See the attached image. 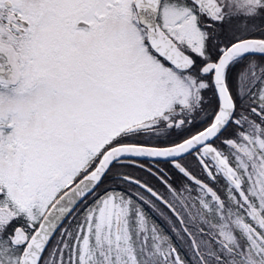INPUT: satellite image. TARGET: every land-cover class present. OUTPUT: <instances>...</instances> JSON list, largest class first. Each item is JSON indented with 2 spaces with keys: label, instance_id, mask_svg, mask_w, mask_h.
<instances>
[{
  "label": "snow or ice",
  "instance_id": "6c2138e0",
  "mask_svg": "<svg viewBox=\"0 0 264 264\" xmlns=\"http://www.w3.org/2000/svg\"><path fill=\"white\" fill-rule=\"evenodd\" d=\"M0 264H264V0H0Z\"/></svg>",
  "mask_w": 264,
  "mask_h": 264
}]
</instances>
